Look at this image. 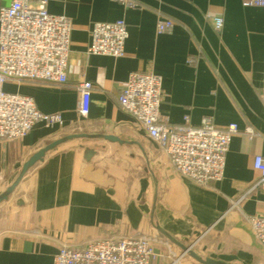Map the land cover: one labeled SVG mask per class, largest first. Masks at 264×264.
Here are the masks:
<instances>
[{
    "label": "crops",
    "instance_id": "crops-1",
    "mask_svg": "<svg viewBox=\"0 0 264 264\" xmlns=\"http://www.w3.org/2000/svg\"><path fill=\"white\" fill-rule=\"evenodd\" d=\"M129 1L133 8L113 0H48L47 11L72 25L67 82L4 85L30 97L41 114L59 113L62 126L37 123L21 139L0 141V193L45 145L68 133L99 138L50 151L0 203V264H52L63 246L133 234L153 240L157 258L151 264H199L160 231L182 245L193 243L203 258L264 264L245 219L264 216V188L241 199L259 176L254 157L264 159V7H244L241 0ZM9 3L0 0V7ZM214 17L223 21L219 30ZM117 20L128 31L124 55L88 54L92 25ZM160 20L173 29L157 34ZM134 72L161 78L159 112L168 123L188 116L192 126L203 118L219 129L237 125L219 182L201 187L179 175L119 108L118 96ZM83 81L93 87L85 118L78 114ZM86 149L94 152L89 160Z\"/></svg>",
    "mask_w": 264,
    "mask_h": 264
},
{
    "label": "built area",
    "instance_id": "built-area-1",
    "mask_svg": "<svg viewBox=\"0 0 264 264\" xmlns=\"http://www.w3.org/2000/svg\"><path fill=\"white\" fill-rule=\"evenodd\" d=\"M48 0H10L0 7V141H14L25 137L37 123L47 127L62 126V116L38 112L33 100L24 95L9 93L5 84L67 82L70 50V20L47 11ZM127 8L135 5L129 0H113ZM244 7H264V0H241ZM214 29L223 21L212 18ZM173 23L160 20L156 33L170 32ZM128 37L122 20L113 23H94L90 29L87 53L119 58L124 55ZM190 59L189 63H193ZM92 84L77 86L80 94L78 114H89ZM162 99L161 78L152 73L134 72L128 76L118 96L119 108L142 130L147 138L163 152L172 168L201 187L219 182L223 177L226 154L237 125L217 128L210 118L192 126L188 116L181 124H170L159 112ZM264 105V84L261 93ZM253 169L258 179L241 196L257 188H264V159L255 156ZM254 236L264 250V216L246 217ZM157 258L153 240L143 234L106 237L87 241L78 246H63L55 254L52 264H151Z\"/></svg>",
    "mask_w": 264,
    "mask_h": 264
},
{
    "label": "water",
    "instance_id": "water-1",
    "mask_svg": "<svg viewBox=\"0 0 264 264\" xmlns=\"http://www.w3.org/2000/svg\"><path fill=\"white\" fill-rule=\"evenodd\" d=\"M91 138H99V137L87 135V134H84V133H68V134L60 137L59 139H57V140L45 145L37 153H35L31 157H29V159L23 164L21 170L19 171L18 175L13 180V182L2 193H0V203H2L5 200H7L9 195L14 191V189L21 182V180L27 174V172L35 164L42 162L44 157H45V155L47 153H49L50 151L54 150L58 146L66 143V142H69L71 140H75V139H91ZM101 138H103V139H105L107 141H110V142L122 143V141H120V140H118V139H116L114 137H110V136H108V137L102 136ZM93 155H94V152L92 150H87L86 149V151H85L86 160H89ZM160 232L165 236V238L167 239L168 242L176 244L178 247L181 248V251H182L183 254L189 256L190 258H192L194 261H196L199 264H231V263H227V262H223V261H220V260H215V259H211V258H207V257L203 258V257L199 256L198 254H196L192 250L193 243H188L187 245H182L181 243H178L174 239L169 237L164 232H162V231H160Z\"/></svg>",
    "mask_w": 264,
    "mask_h": 264
}]
</instances>
